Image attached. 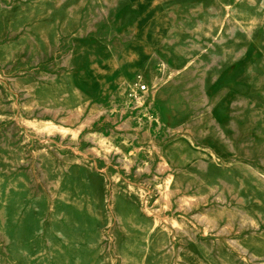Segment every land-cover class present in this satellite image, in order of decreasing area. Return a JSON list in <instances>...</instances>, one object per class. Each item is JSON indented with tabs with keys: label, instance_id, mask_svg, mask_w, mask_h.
I'll return each instance as SVG.
<instances>
[{
	"label": "rangeland",
	"instance_id": "1",
	"mask_svg": "<svg viewBox=\"0 0 264 264\" xmlns=\"http://www.w3.org/2000/svg\"><path fill=\"white\" fill-rule=\"evenodd\" d=\"M0 264H264V0H0Z\"/></svg>",
	"mask_w": 264,
	"mask_h": 264
},
{
	"label": "bare ground",
	"instance_id": "2",
	"mask_svg": "<svg viewBox=\"0 0 264 264\" xmlns=\"http://www.w3.org/2000/svg\"><path fill=\"white\" fill-rule=\"evenodd\" d=\"M141 90H143V92H144V97H141V96L138 95V97H137V104L138 105L143 104V102L146 100L145 99V95L148 93V91L146 90V87L144 86V84L141 85ZM147 109H148V107H147ZM147 109H146V113L151 117L152 114L150 113L149 109L148 110Z\"/></svg>",
	"mask_w": 264,
	"mask_h": 264
}]
</instances>
